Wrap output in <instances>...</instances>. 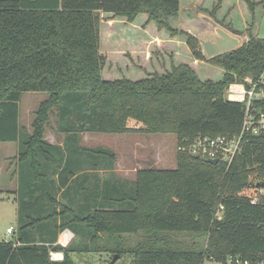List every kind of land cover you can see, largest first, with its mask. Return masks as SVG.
I'll return each instance as SVG.
<instances>
[{
    "label": "trees",
    "instance_id": "16d2710c",
    "mask_svg": "<svg viewBox=\"0 0 264 264\" xmlns=\"http://www.w3.org/2000/svg\"><path fill=\"white\" fill-rule=\"evenodd\" d=\"M247 4L253 16L255 4ZM180 9V0H0V143L17 145V226L0 242V264H76L73 256L97 251L101 235L136 236L130 249L114 252L132 264L264 258V194L251 204L242 192L264 182V135L247 136L228 165L175 148V169L148 165L133 181L114 173L113 150L80 144L83 134H171L176 147L240 132L244 105L228 102L225 88L264 72V37L250 35L239 48L205 59L195 38L173 22ZM100 13L128 23L144 14L158 30L186 35L194 59L212 62L221 78L202 80L180 64L134 82L104 80ZM24 93L47 96L30 131L20 120ZM51 115L62 146L44 139ZM65 230L75 240L63 247L57 241ZM182 234L192 241H178ZM51 253L63 258L52 261Z\"/></svg>",
    "mask_w": 264,
    "mask_h": 264
},
{
    "label": "rangeland",
    "instance_id": "374dc122",
    "mask_svg": "<svg viewBox=\"0 0 264 264\" xmlns=\"http://www.w3.org/2000/svg\"><path fill=\"white\" fill-rule=\"evenodd\" d=\"M247 1L255 4L253 16L249 12ZM180 8V16L173 22L180 20L181 16L206 15L210 17L213 12L215 20L222 23V26L243 37L241 45L248 40L250 35L258 38L264 37V0H180ZM97 29L99 52L105 58L102 78L106 81L125 78L134 82L153 74L168 73L172 67L180 64L188 65L202 80L217 81L221 78V70L212 62L194 59L187 45L186 35H171L166 30H158L144 14L139 15L132 23H128L124 18L100 13ZM46 98V94L43 93L22 94L19 102L20 120L29 131L34 112ZM53 118L51 115L49 127L44 136L48 140L51 139L50 134L54 133ZM94 135L97 139L95 143H99L100 146L120 149L121 144H124L121 135ZM136 136L137 143L134 144V150H127L133 154L134 168L138 170L148 165L158 170L176 168L175 137L173 135L138 134ZM13 148L17 150L16 143H0V242H8L11 236L6 235V229L11 228L15 231L17 226L16 204L13 199L14 187L11 183L15 176ZM120 172L119 178H127L125 171L120 170ZM134 175L133 171H130V179ZM259 191L258 188H248L242 192L256 198L261 194ZM63 233L64 231L59 234L58 243L62 241ZM136 238V236L111 238L108 235H101L95 244L97 251L74 255V261L76 264H110L116 255L115 250L130 249L136 242ZM74 240L73 235L70 242ZM177 240L189 244L192 236L178 235ZM53 254L55 253L51 254V260L57 261ZM114 264H132V259L128 254H124L121 257L118 256Z\"/></svg>",
    "mask_w": 264,
    "mask_h": 264
},
{
    "label": "built area",
    "instance_id": "2783aa9c",
    "mask_svg": "<svg viewBox=\"0 0 264 264\" xmlns=\"http://www.w3.org/2000/svg\"><path fill=\"white\" fill-rule=\"evenodd\" d=\"M264 72L253 81L245 77L241 81L228 84L225 88V99L228 102L244 105V113L240 132L233 136L196 137L192 140L185 139L176 144V151L196 157L201 160H217V162L231 163L238 153L240 146L247 136L264 135ZM261 194L263 192L259 191ZM250 203L256 204L257 198L250 197ZM222 206L217 210L220 219ZM13 229H6V235L11 236ZM60 245L66 246L73 237L69 231H64ZM202 264H264V258L250 261L240 257L203 256Z\"/></svg>",
    "mask_w": 264,
    "mask_h": 264
},
{
    "label": "water",
    "instance_id": "95a60500",
    "mask_svg": "<svg viewBox=\"0 0 264 264\" xmlns=\"http://www.w3.org/2000/svg\"><path fill=\"white\" fill-rule=\"evenodd\" d=\"M177 27L180 31L195 38L205 59L235 50L241 46L243 41L242 36L231 32L206 15L181 16ZM206 163L215 165L217 160H206ZM251 187L260 189L264 194V182H257ZM117 258L118 256L115 255L110 264H114Z\"/></svg>",
    "mask_w": 264,
    "mask_h": 264
},
{
    "label": "crops",
    "instance_id": "0c3cea01",
    "mask_svg": "<svg viewBox=\"0 0 264 264\" xmlns=\"http://www.w3.org/2000/svg\"><path fill=\"white\" fill-rule=\"evenodd\" d=\"M50 135H51V139H49V140L46 137H44V139L47 142H49L51 144H56V145H59V146L63 145V139H64L63 135L55 134V133H51ZM136 135H138V134L121 135V136H123V137H121V138H123L121 140L124 142V144H121V148L120 149L107 147V146H100L99 143H95L97 141V139L95 138L94 134H83L80 144H81V146L87 147V148L106 147V148H109V149L113 150L115 152V154H116V157H117L114 173L117 174V176H118L121 173L120 170H123V171H125V174L127 175L126 176L127 178H124V179L133 181L134 177L130 179V177H131L130 176V171H133V175H134V173L136 172L137 169L134 168L133 167L134 165L132 164L133 163V154H132V152H129L127 150H132V151L134 150V144L137 143V141H136V139H137L136 137L137 136ZM122 149H125V150L122 151ZM12 151H13V155L12 156L14 157L16 155V150L13 148ZM144 151H146V150H144ZM121 158H122V161H121ZM120 161H121V163H119ZM14 171H15V165H14L13 173H14ZM87 173H90V170H87ZM11 183H13V187H14L13 192H14L15 189H16V177L15 176H14V179L11 181ZM69 184H70V182H69ZM86 186L88 187L89 183H87ZM76 187H79V186H76ZM66 231H69V230H65V232ZM57 243H58V241H57ZM58 244L60 245V242ZM55 255H57V257ZM53 256H54L55 260H57V261H60L63 258V254L62 253H55V254H53ZM73 259H74V256H73Z\"/></svg>",
    "mask_w": 264,
    "mask_h": 264
},
{
    "label": "bare ground",
    "instance_id": "6f19581e",
    "mask_svg": "<svg viewBox=\"0 0 264 264\" xmlns=\"http://www.w3.org/2000/svg\"><path fill=\"white\" fill-rule=\"evenodd\" d=\"M63 237H64V236H63ZM62 241H64L63 238H62ZM55 256L57 257V255H55Z\"/></svg>",
    "mask_w": 264,
    "mask_h": 264
}]
</instances>
